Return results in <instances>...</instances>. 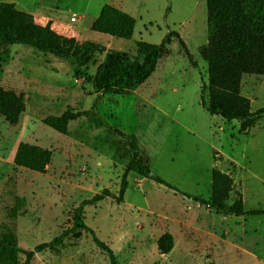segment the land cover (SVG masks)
Listing matches in <instances>:
<instances>
[{
    "label": "rangeland",
    "instance_id": "374dc122",
    "mask_svg": "<svg viewBox=\"0 0 264 264\" xmlns=\"http://www.w3.org/2000/svg\"><path fill=\"white\" fill-rule=\"evenodd\" d=\"M0 2L39 16L50 13L57 29L74 33L76 39L131 53L137 41L158 44L173 30L195 64L172 37L143 84L127 95H104L97 101L89 79L103 53L76 68L30 46H8L0 57V87L23 92L26 107L14 125L0 115V234L8 228L19 248L32 249L69 228L83 199L104 188L117 195L131 158L127 144L113 132L117 128L133 134L139 156L148 158L154 175L177 188L133 168L122 202L107 197L84 207L85 224L111 248L119 264H264V214L225 216L182 194L208 199L210 170L215 167L233 178L227 205L240 193L245 210H264V112L242 131L238 121L212 115L200 104L201 87L207 82V65L198 52L207 40L206 0ZM104 4L134 17L131 38L90 28ZM71 16L76 21H70ZM241 93L252 111L264 108V75L243 76ZM66 110H94L107 126L95 128L82 116L69 121L62 134L42 122ZM21 141L52 151L44 173L14 165ZM164 232L173 236L167 254L156 246ZM17 259L21 262L23 255ZM30 264H109V258L82 231L65 237L57 251L35 254Z\"/></svg>",
    "mask_w": 264,
    "mask_h": 264
},
{
    "label": "trees",
    "instance_id": "16d2710c",
    "mask_svg": "<svg viewBox=\"0 0 264 264\" xmlns=\"http://www.w3.org/2000/svg\"><path fill=\"white\" fill-rule=\"evenodd\" d=\"M206 19L207 40L198 49L207 65V82L201 87L200 104L212 115L224 120L238 121L240 130L247 131L264 112V108L252 111L250 100L241 93L243 76L264 75V0H206ZM134 25L135 19L132 15L110 4H104L90 28L96 32L129 39L133 34ZM172 37L178 39L189 62L194 66L192 55L178 32L173 30H168L158 44L137 41L135 52L131 53L107 48L96 41L62 35L51 27L50 22L39 24L31 13L16 8L14 3L0 2V57L6 54L8 46L21 44L68 60L76 68H81L90 63L96 54L103 53V59L89 79L91 88L98 94L97 101L104 95H127L143 84L154 72L158 59ZM79 75L78 70L75 71V77ZM25 107L26 97L23 92L0 87V115L9 124L18 122ZM82 116H87L95 128L107 126L94 110H66L60 115H48L42 122L64 134L68 122ZM113 132L127 144L131 152V158L121 175L118 194L112 196L111 192L104 188L100 193L83 199L73 211L69 228L32 249L19 248L12 231L5 228L0 234V264H30L35 254L44 250L57 251L65 237H77L82 231L89 233L95 245L108 254L109 264H119L111 248L99 240L94 231L85 224L84 207L107 197H113L118 203L122 202L129 171L134 168L139 175L147 176L151 170L148 158L139 156L136 137L117 128H114ZM51 158L50 149L21 141L15 149L13 163L18 167L44 173ZM151 179L177 190L158 175H152ZM232 187L233 178L230 174L213 167L210 170L208 199L188 193L182 194L198 205L225 216L264 214L262 209L245 210L240 193L232 204L227 205ZM156 246L161 254H167L173 247L172 234H161L156 240ZM19 254L23 255L21 262L17 259Z\"/></svg>",
    "mask_w": 264,
    "mask_h": 264
},
{
    "label": "crops",
    "instance_id": "0c3cea01",
    "mask_svg": "<svg viewBox=\"0 0 264 264\" xmlns=\"http://www.w3.org/2000/svg\"><path fill=\"white\" fill-rule=\"evenodd\" d=\"M15 5V4H14ZM113 6V5H112ZM115 7V6H114ZM120 9V8H119ZM100 11V10H99ZM99 13V12H98ZM131 13V12H130ZM33 15V17H34V20L37 22V23H39V24H42V25H44V24H46L47 22H50L51 23V27L56 31V32H58V33H60V34H62V35H65V36H74L75 34L74 33H69V32H65V31H63V29H57V27L55 26V23H54V19H52V18H50L51 17V14L50 13H44V15H41V16H39V15H35V14H32ZM98 15V14H97ZM96 15V16H97ZM76 21V20H75ZM74 22V21H73ZM58 31H57V30ZM63 31V32H62Z\"/></svg>",
    "mask_w": 264,
    "mask_h": 264
},
{
    "label": "built area",
    "instance_id": "2783aa9c",
    "mask_svg": "<svg viewBox=\"0 0 264 264\" xmlns=\"http://www.w3.org/2000/svg\"><path fill=\"white\" fill-rule=\"evenodd\" d=\"M76 20V18H75V16H71V18H70V21H75Z\"/></svg>",
    "mask_w": 264,
    "mask_h": 264
},
{
    "label": "water",
    "instance_id": "95a60500",
    "mask_svg": "<svg viewBox=\"0 0 264 264\" xmlns=\"http://www.w3.org/2000/svg\"><path fill=\"white\" fill-rule=\"evenodd\" d=\"M150 175H154V173L152 172V171H150V173H149Z\"/></svg>",
    "mask_w": 264,
    "mask_h": 264
}]
</instances>
